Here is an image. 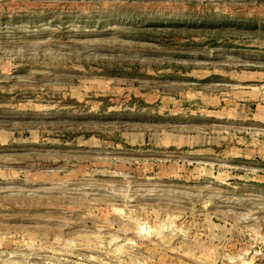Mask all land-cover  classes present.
I'll return each instance as SVG.
<instances>
[{
  "label": "rangeland",
  "instance_id": "rangeland-1",
  "mask_svg": "<svg viewBox=\"0 0 264 264\" xmlns=\"http://www.w3.org/2000/svg\"><path fill=\"white\" fill-rule=\"evenodd\" d=\"M0 264H264V0H0Z\"/></svg>",
  "mask_w": 264,
  "mask_h": 264
}]
</instances>
